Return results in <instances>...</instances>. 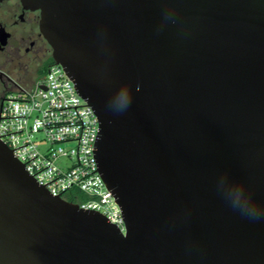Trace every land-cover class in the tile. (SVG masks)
I'll return each instance as SVG.
<instances>
[{"label": "water", "instance_id": "water-1", "mask_svg": "<svg viewBox=\"0 0 264 264\" xmlns=\"http://www.w3.org/2000/svg\"><path fill=\"white\" fill-rule=\"evenodd\" d=\"M21 1L99 118L126 231L0 139V264H264V0Z\"/></svg>", "mask_w": 264, "mask_h": 264}, {"label": "built area", "instance_id": "built-area-1", "mask_svg": "<svg viewBox=\"0 0 264 264\" xmlns=\"http://www.w3.org/2000/svg\"><path fill=\"white\" fill-rule=\"evenodd\" d=\"M99 118L56 62L42 78L17 82L0 111V139L53 195L85 194L81 207L97 210L124 233V216L99 171ZM66 199V198H65Z\"/></svg>", "mask_w": 264, "mask_h": 264}, {"label": "flooded vegetation", "instance_id": "flooded-vegetation-1", "mask_svg": "<svg viewBox=\"0 0 264 264\" xmlns=\"http://www.w3.org/2000/svg\"><path fill=\"white\" fill-rule=\"evenodd\" d=\"M51 57L40 30V11L21 0H0V111L7 92L17 82L33 81Z\"/></svg>", "mask_w": 264, "mask_h": 264}, {"label": "clouds", "instance_id": "clouds-1", "mask_svg": "<svg viewBox=\"0 0 264 264\" xmlns=\"http://www.w3.org/2000/svg\"><path fill=\"white\" fill-rule=\"evenodd\" d=\"M169 16H170V14L166 15V19L169 18ZM136 90L137 91L140 90L139 86H137ZM120 101H121V106H122L120 112L125 111L131 105L132 96H131V94L127 88L121 93ZM242 211L244 213H246L247 215H249L250 217H258V215H259L257 206L251 202L246 203L243 206Z\"/></svg>", "mask_w": 264, "mask_h": 264}, {"label": "trees", "instance_id": "trees-1", "mask_svg": "<svg viewBox=\"0 0 264 264\" xmlns=\"http://www.w3.org/2000/svg\"><path fill=\"white\" fill-rule=\"evenodd\" d=\"M54 62L53 58L51 57L50 63ZM65 198L69 201H73L75 203H81L82 199L85 198V194L80 192L79 190H71L65 195Z\"/></svg>", "mask_w": 264, "mask_h": 264}, {"label": "rangeland", "instance_id": "rangeland-1", "mask_svg": "<svg viewBox=\"0 0 264 264\" xmlns=\"http://www.w3.org/2000/svg\"><path fill=\"white\" fill-rule=\"evenodd\" d=\"M46 69L43 72H41L38 75H36V77L39 78V79L42 78L44 76V74L46 73Z\"/></svg>", "mask_w": 264, "mask_h": 264}]
</instances>
